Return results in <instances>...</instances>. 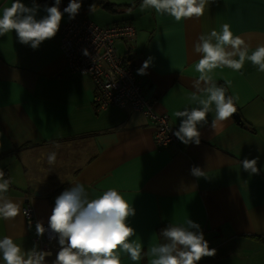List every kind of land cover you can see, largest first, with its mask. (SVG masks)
<instances>
[{
	"label": "crops",
	"instance_id": "crops-1",
	"mask_svg": "<svg viewBox=\"0 0 264 264\" xmlns=\"http://www.w3.org/2000/svg\"><path fill=\"white\" fill-rule=\"evenodd\" d=\"M109 1L126 5L135 0ZM12 2L0 0V14ZM136 5L111 14L126 12L123 20L132 22ZM44 15L41 6L37 19ZM224 23L245 38L251 54L264 44V0H214L204 16L180 22L149 9L135 41L118 48L131 58L136 73L152 58L147 74L137 75L146 95L154 98V111L167 114L177 129L175 112L199 106L190 99L192 82L199 77L195 65L200 55L194 46L201 34L219 31ZM211 75L228 95L239 97L243 125L232 117L213 128V105L208 124L200 128L199 145L179 140L160 147L141 111L129 105L98 109L90 77L68 71L59 32L36 50L19 43L14 31L0 37V170L10 181L7 196L21 210L30 202L35 220L45 223L55 198L74 183H83L91 199L115 188L136 210L128 223L136 229L132 239L141 243L143 253L158 245V225L189 218L217 250L199 264H264V73L246 60L240 72L225 67ZM50 152L57 154L53 165L47 163ZM257 157L260 174L250 176L240 162ZM193 166L204 177L193 176ZM4 236L25 251L40 249L35 225L27 224L22 213L14 220L0 218V239ZM58 250L57 237L46 258L49 264ZM119 255L121 264H151L153 259L145 255L132 261L122 250Z\"/></svg>",
	"mask_w": 264,
	"mask_h": 264
},
{
	"label": "clouds",
	"instance_id": "clouds-1",
	"mask_svg": "<svg viewBox=\"0 0 264 264\" xmlns=\"http://www.w3.org/2000/svg\"><path fill=\"white\" fill-rule=\"evenodd\" d=\"M211 2L214 0H142L140 10L154 9L156 13L169 15L180 22L204 16L206 6ZM60 5L61 0H54L52 6L44 5L46 15L37 19L41 5L36 0H32L31 6L22 0H13L11 6L4 7L0 14V37L14 31L19 43L33 50L38 49L44 41L57 35L65 14L70 20L76 18L82 0H70L63 11ZM249 48L245 38L234 35L228 23L222 24L219 31L213 29L198 37L194 51L200 55L195 65L199 77L192 82L195 91L190 99L199 106L175 112L180 123L173 134L183 144L201 143L200 128L208 124V114L213 111V105V128L237 113L239 97L228 95L227 88L219 85L211 73L225 67L240 72L246 60L264 73V44L258 45L251 54ZM83 54L89 55L88 50L84 49ZM151 63L150 57L137 74L146 75ZM225 84L230 87L231 81H225ZM56 158V152H50L47 163L55 164ZM258 160L259 157L243 159L240 162L242 169L250 176L259 175ZM191 174L204 177L203 170L197 166L191 168ZM9 186V179L0 170V218L5 221L14 220L21 214L20 204L7 196ZM24 214L28 215L27 212ZM135 214L133 205L117 189L110 188L98 198L91 199L84 184L76 182L55 198L48 228L37 221L35 233L43 237L50 229L58 237L59 250L51 264H121V250L129 254L132 261L150 255L153 257L151 264H199L204 257H214L217 253L215 248H210L201 225L189 218L182 224L169 223L161 229L159 235L162 242L143 253L141 243L132 239L137 235L136 229L128 223ZM51 255V251L36 246L25 251L11 236L0 239V258L4 264H49L46 258Z\"/></svg>",
	"mask_w": 264,
	"mask_h": 264
},
{
	"label": "built area",
	"instance_id": "built-area-1",
	"mask_svg": "<svg viewBox=\"0 0 264 264\" xmlns=\"http://www.w3.org/2000/svg\"><path fill=\"white\" fill-rule=\"evenodd\" d=\"M135 34L136 30L130 21L99 26L87 16L73 20L67 17L60 26L59 43L68 71L73 70L90 77L98 109L110 105H129L149 118L154 127L156 145L166 147L177 144L179 139L173 133L178 129L170 123L167 114L154 111V98L146 95L145 87L134 67L128 65L124 55L117 52L116 41L129 43ZM84 49L88 50L89 55L83 54ZM21 213L27 224H36L30 202L23 206ZM43 225L48 228V222ZM37 238L40 249L50 251V245L57 237L49 229L43 237Z\"/></svg>",
	"mask_w": 264,
	"mask_h": 264
},
{
	"label": "trees",
	"instance_id": "trees-1",
	"mask_svg": "<svg viewBox=\"0 0 264 264\" xmlns=\"http://www.w3.org/2000/svg\"><path fill=\"white\" fill-rule=\"evenodd\" d=\"M30 1H32V0H30ZM139 1L140 0H135L129 4L122 5V4H117V3L111 2L109 0H82V7L80 9L79 14L76 17H83V16L89 17V15L96 9H103V10H106L107 12L115 13V12H118L119 10H121V8H123V7H133ZM69 2H70V0H61L60 10L63 11V9L65 7H67ZM36 3H38L42 7L44 5L52 6L54 4V0H36ZM91 5H92V7L90 10ZM126 21H130V20H126ZM124 58L126 59L128 65L134 67L131 58H128L127 55H124ZM4 173H5V171H4ZM5 178H6V173H5ZM167 225L168 224H160L155 228L157 238H158L157 239L158 244L162 242L161 237L159 235L160 230L165 228Z\"/></svg>",
	"mask_w": 264,
	"mask_h": 264
},
{
	"label": "rangeland",
	"instance_id": "rangeland-1",
	"mask_svg": "<svg viewBox=\"0 0 264 264\" xmlns=\"http://www.w3.org/2000/svg\"><path fill=\"white\" fill-rule=\"evenodd\" d=\"M132 13L134 14V17H131L130 15V19H131V23L133 25V27L135 28V30L138 28L140 29L141 26H140V22L145 19V20H148L149 19V9H145L144 11H141L140 10V4L136 5L134 7V9L132 10ZM89 17L96 23L98 24L99 26H107V25H110V24H113L111 22L113 21H118V22H122L123 19L126 18V12H124V14L121 15H118L117 17L115 16H112V14L110 12H107L106 10H103V9H96L94 10L90 15ZM114 23H117V22H114ZM144 35V34H143ZM136 36V34H135ZM141 37V36H140ZM136 37L133 38L132 41H130L129 43L135 41ZM138 40H141L139 39V37L137 38ZM147 39V38H146ZM129 43H125L123 42L122 40H117L116 41V49H117V52H118V48L120 47L121 44H129ZM124 51V48L122 47L121 48V52ZM119 53V52H118ZM120 54V53H119ZM122 55V54H120ZM11 152H9L8 154H10Z\"/></svg>",
	"mask_w": 264,
	"mask_h": 264
},
{
	"label": "water",
	"instance_id": "water-1",
	"mask_svg": "<svg viewBox=\"0 0 264 264\" xmlns=\"http://www.w3.org/2000/svg\"><path fill=\"white\" fill-rule=\"evenodd\" d=\"M235 121L239 124V125H243V120L241 119L239 113L237 112L236 114L233 115Z\"/></svg>",
	"mask_w": 264,
	"mask_h": 264
}]
</instances>
